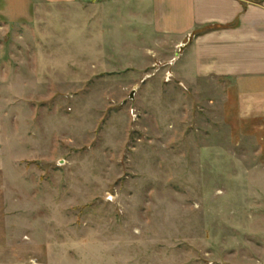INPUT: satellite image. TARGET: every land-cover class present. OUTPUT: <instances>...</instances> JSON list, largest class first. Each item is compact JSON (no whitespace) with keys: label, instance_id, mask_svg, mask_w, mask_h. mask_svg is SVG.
Wrapping results in <instances>:
<instances>
[{"label":"rangeland","instance_id":"374dc122","mask_svg":"<svg viewBox=\"0 0 264 264\" xmlns=\"http://www.w3.org/2000/svg\"><path fill=\"white\" fill-rule=\"evenodd\" d=\"M98 2L0 29V228L42 264H264L262 157Z\"/></svg>","mask_w":264,"mask_h":264},{"label":"crops","instance_id":"0c3cea01","mask_svg":"<svg viewBox=\"0 0 264 264\" xmlns=\"http://www.w3.org/2000/svg\"><path fill=\"white\" fill-rule=\"evenodd\" d=\"M88 2L0 0V29ZM98 6L102 27L112 12L108 20L118 31L154 37V51L160 47L172 74L193 90L216 91L211 102L219 104L231 139L250 142L264 165V0H99ZM39 234L1 227L0 264H42Z\"/></svg>","mask_w":264,"mask_h":264},{"label":"water","instance_id":"95a60500","mask_svg":"<svg viewBox=\"0 0 264 264\" xmlns=\"http://www.w3.org/2000/svg\"><path fill=\"white\" fill-rule=\"evenodd\" d=\"M131 97H133V94L131 95Z\"/></svg>","mask_w":264,"mask_h":264}]
</instances>
